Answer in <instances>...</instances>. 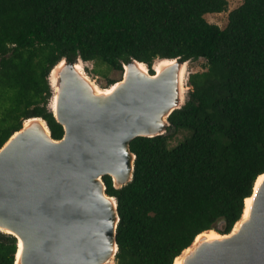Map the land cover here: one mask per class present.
<instances>
[{
    "label": "trees",
    "instance_id": "trees-1",
    "mask_svg": "<svg viewBox=\"0 0 264 264\" xmlns=\"http://www.w3.org/2000/svg\"><path fill=\"white\" fill-rule=\"evenodd\" d=\"M227 10V0H0V149L33 117L63 137L48 108L63 58L115 71L135 59L151 73L158 59L205 60L167 133L131 142L132 181L115 189L104 177L118 202L117 264H174L200 233L231 232L264 173V0H243L225 28L206 19ZM17 244L0 232V264L15 263Z\"/></svg>",
    "mask_w": 264,
    "mask_h": 264
},
{
    "label": "water",
    "instance_id": "water-1",
    "mask_svg": "<svg viewBox=\"0 0 264 264\" xmlns=\"http://www.w3.org/2000/svg\"><path fill=\"white\" fill-rule=\"evenodd\" d=\"M163 60L174 63L160 73L156 61L151 73L147 64L131 60L109 94L96 93L76 68L83 63L85 70L80 56L73 62L63 58L52 68L48 108L64 127L63 137L54 139L47 121L33 117L0 149V232L18 240L14 264L20 240L18 264L115 261L120 217L117 198L107 193L104 177L112 178L115 189L130 183L136 160L131 142L166 134L170 115L188 99L190 61L159 62ZM256 184L248 197H253L249 215L242 220L244 208L239 229L226 234L213 229L222 238L192 247L199 235L211 230L200 233L184 250L192 247L183 264H264V179L257 189Z\"/></svg>",
    "mask_w": 264,
    "mask_h": 264
},
{
    "label": "bare ground",
    "instance_id": "bare-ground-1",
    "mask_svg": "<svg viewBox=\"0 0 264 264\" xmlns=\"http://www.w3.org/2000/svg\"><path fill=\"white\" fill-rule=\"evenodd\" d=\"M172 63H174L173 61L171 60H163V61H160L159 62V59L156 60V63L154 65V68L157 70L156 73H160L164 68H167L168 66H170ZM63 63L58 67V69H60V67H62ZM140 67L146 71V68L145 66L143 65H140ZM85 77L87 80H89L96 93L98 94H109L113 91V89L116 87V85H112L111 87H108L106 89H102L100 88L96 83L93 82V80H90V77L86 74L85 70H84V65L83 63H78L77 64V67H76ZM58 69L56 68L54 71H53V75H52V84H53V88H54V97L52 99V106L55 108V103H56V91L58 89V77H57V71ZM185 72H186V69L184 67V69H182V77L185 76ZM182 92H183V88H182ZM33 120H30V121H27L26 122V126H28L29 124H31ZM45 125V123H43ZM264 179V174L261 175L258 179H257V184H256V189L258 188V186L260 185V183L262 182V180ZM252 201H253V197H250V198H247L246 201H245V212H244V215L242 217V220H245L248 215H249V212H250V207H251V204H252ZM241 225V221L240 222H237L236 225L234 226V232H236L239 227ZM223 235L217 233L216 231L214 230H211L210 232H206V233H203L201 235H199L197 238H196V241L194 242L193 246L192 247H195L199 242H202V240L206 239V240H213V239H219V238H222ZM191 248L187 249L186 251H184V254H182L181 256H179L175 263L174 264H183V261H184V255L185 253L188 254L190 253L191 251ZM21 250H22V241L20 240L19 241V253H18V263H19V258H20V255H21ZM17 263V264H18ZM104 264H115V262L113 261H109L107 263H104Z\"/></svg>",
    "mask_w": 264,
    "mask_h": 264
},
{
    "label": "rangeland",
    "instance_id": "rangeland-1",
    "mask_svg": "<svg viewBox=\"0 0 264 264\" xmlns=\"http://www.w3.org/2000/svg\"><path fill=\"white\" fill-rule=\"evenodd\" d=\"M228 1V10L223 13H214L206 15V19L213 24L219 25L221 28H225L228 24V15L229 12L238 8L243 0H227ZM85 72L86 74L101 88H108L111 86L109 83L110 80L120 81L123 77V71H115L111 69L106 64H100L99 67L95 69V66L92 62H86ZM95 69V70H94ZM189 73H194L197 71L205 70V60L200 59L195 62L188 64ZM188 80V79H187ZM188 82V81H187ZM187 91L190 89L189 86L186 87ZM179 136H182L179 134ZM176 142L172 141L171 145L174 146ZM115 262V261H114Z\"/></svg>",
    "mask_w": 264,
    "mask_h": 264
}]
</instances>
